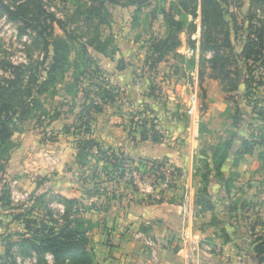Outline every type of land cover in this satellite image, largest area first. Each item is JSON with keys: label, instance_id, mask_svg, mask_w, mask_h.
<instances>
[{"label": "rangeland", "instance_id": "374dc122", "mask_svg": "<svg viewBox=\"0 0 264 264\" xmlns=\"http://www.w3.org/2000/svg\"><path fill=\"white\" fill-rule=\"evenodd\" d=\"M4 3L12 9L19 6L17 13L27 15L40 4L47 13L62 21L63 27L53 23L52 33L69 42L70 63L63 79L59 77L56 84L47 85L43 87L46 90H42L41 85L52 63L53 49L48 43L51 28L47 32L33 28L26 20L14 19L0 10V80L14 78L16 69L22 80L11 89L18 92L17 98L11 99L16 102L17 110L12 137L15 147L6 174L0 177V252L3 253L6 235L11 234L12 239L17 240L20 238L17 233L28 232L26 218H44L52 224V216L48 214L51 212L59 224H66L63 216L66 207L58 198L62 194L57 188L63 185L80 192V198H75L79 202L73 204L69 217L85 220L83 229L86 230L88 247L94 251L95 223L91 216L95 214L93 210L106 206L112 194L111 183L115 181L106 176L102 168L105 164L96 162V157L101 156L97 148L87 157L86 151L80 149L84 146L82 140L88 137L83 132V122H90L93 126L101 115L114 116L123 112L127 114L125 120L129 125L132 118L148 125L154 115L157 116L156 108L168 107L189 119L187 104L191 90L197 92L195 120L199 122L208 102L206 90L212 86L216 88L212 84L223 90L229 87L220 79L211 83L210 78L205 77L213 75L211 66L216 60L220 64L226 56L232 59V55L227 51L216 56L211 50L201 55L197 45V42L200 45L202 33L201 7L198 17L193 18L177 13L175 0H149L147 5L135 0H4ZM222 5L227 20H237L240 28L233 43L239 52L250 23L264 30V4L258 6L252 22L248 18L251 0H227L222 1ZM172 14L186 23L180 33L182 44L152 66V48L166 37ZM190 24L195 28H190ZM100 48L103 52L99 51ZM100 56L116 57L114 65L110 64L112 70L127 68L130 88L113 87L111 74L100 64ZM226 67L230 71L238 70L241 77L245 74L246 69H239L235 64ZM202 71L205 72L203 79L200 77ZM255 73V81L259 84L250 83L251 99L242 97L247 85L240 83L239 92L227 91L226 101L230 116L235 114L237 102L240 103L247 112L246 123H251L256 140L264 141V121L258 117L259 112L264 114V67H258ZM110 95L114 100H107ZM101 99L105 100L102 102ZM95 102L97 105H93ZM152 109L155 113L151 112ZM82 162L85 166L80 167ZM4 190L8 191L7 195ZM241 206L243 218L251 223L257 220L255 231H264L260 223L261 219L264 220V200H247ZM253 241L252 235L251 246ZM15 254L20 264L30 262L31 256ZM45 260L47 264L53 263L51 255Z\"/></svg>", "mask_w": 264, "mask_h": 264}, {"label": "crops", "instance_id": "0c3cea01", "mask_svg": "<svg viewBox=\"0 0 264 264\" xmlns=\"http://www.w3.org/2000/svg\"><path fill=\"white\" fill-rule=\"evenodd\" d=\"M197 45L199 50L198 42ZM98 59L104 70L111 74L114 88L131 87L125 72L127 68L111 69L110 64L114 65L116 57L100 56ZM205 78H210L211 83L217 81L212 76ZM212 85L216 88L212 86L206 90L208 102L199 122L177 115L174 108H156L154 123L164 135L160 141L141 140L138 131L130 134V125L125 120L127 114L123 112L114 116L101 115L94 122L93 138L102 151L122 150L131 164L166 161L181 172L175 182H163L155 189L146 184L133 187L127 179L111 183L110 200L105 207L93 210L95 214L91 216L95 223L97 264L257 262L254 246H251L252 226L258 228L257 220L254 223L246 221L240 206L247 200H264V141H257L251 123H246L247 112L242 125L234 126L226 101V93L231 91ZM228 140L231 147L220 166L222 176L216 178L214 150ZM248 141L255 142L251 151L245 150L244 143ZM202 153L209 161L207 171L213 176L206 193L201 192L203 184L197 174L198 169L204 172L200 163ZM57 188L68 198H80L79 190L71 189L69 185ZM258 190L261 191L257 193ZM202 198L210 200V207H204ZM185 205L190 208L187 213L184 212ZM260 223L264 226V220ZM184 233L192 235L194 243L196 239L205 242L207 250L200 258L194 252L188 261L187 249L182 251ZM34 257L27 264H35Z\"/></svg>", "mask_w": 264, "mask_h": 264}, {"label": "trees", "instance_id": "16d2710c", "mask_svg": "<svg viewBox=\"0 0 264 264\" xmlns=\"http://www.w3.org/2000/svg\"><path fill=\"white\" fill-rule=\"evenodd\" d=\"M102 1L104 2L114 0ZM135 1L138 3H143V5H147L149 2V0ZM175 1L177 2V13H183L185 15L187 14L193 18L198 17V9L201 7V55L209 50L214 51L216 56L220 54V52L225 53L227 51L232 55V59H230L229 56H226V59L223 60L222 63L218 64V61L216 60V62L212 64V77L220 79L222 83L228 85L229 87L226 88L228 91H240V83L247 85L244 87L245 94H242V97L251 99L253 92L250 83L258 82L259 84V81H255V77L257 75L255 71L258 70V67H264V30L262 27L252 24V21L254 20L253 16L256 14L258 6H260V4H264V0H251V6L249 10L250 15L248 18L252 23H250V30L247 32V36L239 52H236V47L233 43H235L234 41L237 39V32L240 28L237 26V20L229 21L226 18V10L222 5V1L226 2L227 0ZM18 7L17 9H12V7L4 3V0H0V10L6 11L14 19L22 18L26 20L28 25L31 27L38 29L41 28L42 31L46 32L48 31L49 27L51 28V32L49 34L51 38L48 43L53 49L52 63L47 69L46 79L42 83V87L40 86L42 90H46V88L43 87L56 84L59 81V77L61 79L64 78L66 66H68L70 63L69 42L60 36L55 37L52 33L53 23L57 22L61 26L63 23L62 21L58 20L55 15L47 13V11L40 4L36 5L35 9L32 10L31 14L28 15L25 13H17ZM176 17V15L172 14V17H170L169 20L166 37L160 39L158 43L154 44L152 48V66L164 60L166 53L176 50V48L182 44L180 33L183 31L184 27H186V23ZM190 25V28H195V26L192 24ZM189 41V43L194 46L195 43L191 39H189ZM99 51L103 52V49L100 48ZM231 64H235L239 69H246L243 77H241V74L238 72V70H227L226 65L229 66ZM200 77L203 79L205 77V72L202 71ZM21 81V73L18 71V69H16L14 73V78L0 80V177L6 174V167L10 162L12 151L15 147L12 137L15 132L17 110L16 102L11 99L17 98L18 92H12L11 89L17 87ZM113 97L114 96L110 95L107 100L112 101L114 100ZM101 100L103 102L105 99ZM235 102H237V100ZM93 105H97L96 102ZM86 110L90 111L87 106ZM151 112H154V109H152ZM231 117L234 126L240 127L242 125L245 112L243 111L240 103L237 102L235 114H231ZM258 117L260 120L264 121V114L262 112H259ZM130 128V134L138 131L140 133L141 140H148L150 138L153 141H160L164 137L163 132L156 127L154 119L152 120V123L147 125L143 122L135 121L132 118L130 120ZM82 129L83 132L88 136L81 142L84 146L80 147V149L86 151L87 154H85V157H87L91 150L97 148L101 154V156L98 158V162L102 161L105 164V166L102 168L106 172V176L110 179V181L123 180L126 167L127 165H130L132 161L125 156L122 150H114L111 148L102 151L100 149L99 143L92 136L93 132L90 122H83ZM200 129L203 130V126ZM245 144L246 151H251L254 149V141H248L245 142L244 145ZM219 146L220 147L214 150V166L217 170L215 176L216 178L222 176L220 173V166L228 155L229 149L231 147V141H225ZM204 153H202L201 158L204 172H200L199 169L197 170V174L201 178L203 184V188L201 190L202 193H206L208 191L213 177L207 171L209 161H207L206 155ZM147 162L149 164L155 165L159 164L161 161L153 160ZM79 166H85V163L82 162ZM177 172L180 176L181 172L179 169H177ZM132 186L134 187L135 185L132 183ZM3 193L7 195L8 191L4 190ZM58 198L62 203L65 204L66 207L63 214L66 224H59L58 221L53 218V214L51 212L48 214L52 216V224H49L44 218H26V229L28 232L17 233L20 236V238L17 240H13V236L11 234L5 236L3 246L4 252L3 254H0V264H19L16 258V252L22 254L23 256H35L37 262L35 264H47L45 259L48 255H51L53 258L52 264H97L94 251L92 249L91 251L88 247L86 230L83 229L85 220L80 217L76 219L69 217L73 204L78 203L79 200L75 198H68L62 195H59ZM6 199L7 204H9V197ZM200 201L203 202L204 207H210V200L202 198ZM240 207L242 208V206ZM18 217L20 218V215H18ZM255 225H257V223ZM252 230L253 235H255L254 241L252 243L256 255V263L263 264L264 231L254 232L255 226H252ZM41 261L43 262L41 263Z\"/></svg>", "mask_w": 264, "mask_h": 264}, {"label": "built area", "instance_id": "2783aa9c", "mask_svg": "<svg viewBox=\"0 0 264 264\" xmlns=\"http://www.w3.org/2000/svg\"><path fill=\"white\" fill-rule=\"evenodd\" d=\"M197 105V92L191 90L188 97L187 114L192 118L196 116ZM178 178L177 169L166 161H161L155 165L149 164L147 161L139 164H130L127 165L124 175V179L131 181L135 186L146 184L152 189L159 187L163 182H175ZM189 209V206L185 205L184 212L187 213ZM192 238V235L189 236L186 233L182 237V240L185 242L182 251L187 249V254L189 255L188 261H191L194 252L200 258V255L207 250L205 242L203 243V241L196 239L197 241L194 243L195 240Z\"/></svg>", "mask_w": 264, "mask_h": 264}]
</instances>
